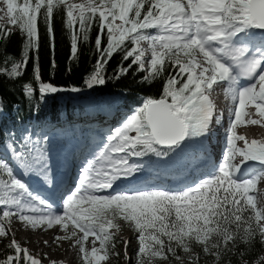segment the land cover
I'll list each match as a JSON object with an SVG mask.
<instances>
[{
    "label": "snow or ice",
    "instance_id": "snow-or-ice-1",
    "mask_svg": "<svg viewBox=\"0 0 264 264\" xmlns=\"http://www.w3.org/2000/svg\"><path fill=\"white\" fill-rule=\"evenodd\" d=\"M0 3L6 6L0 13L25 39L21 59L0 74L22 78L31 58L37 86L26 82L21 89L29 100L35 97L37 104L49 95L83 90L57 86L41 76L38 20L45 26L51 66L55 68L54 13L63 12L64 26L71 32L70 62H78L79 42H89L91 28L94 24L97 27L96 62L84 79L85 88L107 82L106 68L115 54L122 56L113 73L116 79L127 75L133 65L145 72V83L168 73L161 96L146 98L86 160L77 184L62 198L59 210L23 178L29 172L48 178L47 135L25 130L22 140L14 141L10 151L16 164L0 157V238L13 236L7 244L12 254L0 259V264H41L14 238L12 217L33 230L59 226L66 235L55 240L81 233L75 244L80 246L85 264H101L110 254L119 255L113 251V241L121 231L120 220L136 234L135 264H154L169 257L184 264L178 250L186 254L188 264H209L208 258L213 264H232L231 257L248 264L242 259L246 251L257 243L264 247V207L257 206L254 192L258 182L264 181V138L249 140L237 134V126L264 125V34L255 33H264V0ZM142 42H147V48ZM146 52H150L147 65ZM129 59L131 63L125 67ZM242 79L250 83L242 84ZM221 86L231 106L220 159L210 168L204 160L206 171L175 190L139 184L146 157L184 167L195 164L187 157V149L210 139L221 124L222 113L212 96ZM89 237L94 238L90 250L84 246ZM123 243L127 256L129 241ZM256 264H264V256Z\"/></svg>",
    "mask_w": 264,
    "mask_h": 264
},
{
    "label": "trees",
    "instance_id": "trees-1",
    "mask_svg": "<svg viewBox=\"0 0 264 264\" xmlns=\"http://www.w3.org/2000/svg\"><path fill=\"white\" fill-rule=\"evenodd\" d=\"M17 3H22V0H17ZM38 28L41 36L40 49L38 52L39 66L43 81L51 82L57 86L72 87L78 86L83 90L81 92L63 91L53 95L46 96L42 103L37 104L35 97L29 100L25 97L21 86L30 82L36 87V82L33 79V60L30 58L27 70L22 78L10 79L6 74H0V147H4L8 142L14 145V141H21L25 130L34 132L37 135L56 133L61 135L66 132H71L72 135H82L91 126H102L107 121H112L115 115L110 116L106 113L94 114L84 105L74 104V100L81 99L85 96L99 97L101 95H120L124 102L119 106V111L126 114L131 113L142 106L146 98H159L164 87V82L167 77V72L155 81L145 83L143 77L145 72L137 71V67L129 70L128 74L116 79L113 76L114 70L121 64V54H115L106 68V83L96 86L92 89L84 87V79L93 70L96 62L94 40L97 34L95 24L90 30V41L79 42V60L78 62H70V36L71 32L64 26L63 12L59 15L54 13V29L56 37L55 63L56 67L51 66L52 54L49 49L46 29L43 23L38 20ZM11 34L8 35L7 32ZM0 70L5 73L10 69L11 63L18 62L22 56V44L25 42L24 36L17 26L10 23H0ZM131 47V45H129ZM31 55V54H30ZM131 63L124 62V66ZM71 68V72L68 71ZM175 74V73H173ZM75 97H74V95ZM38 96V93H37ZM62 96L68 98L63 99ZM95 115L90 117L88 114ZM49 122L51 126L45 129ZM49 139V137H48ZM155 156L149 159H155ZM3 209L0 208V211ZM121 224V230L133 228L126 222L117 221ZM134 231V230H133ZM5 238H0V259L5 258L8 254H12V250L7 248ZM113 243L117 251L121 246L120 242L115 237ZM199 251V248L195 249ZM244 251V249H241ZM178 255L185 258L184 264L187 263L186 254L178 250ZM261 256H264V247L256 244L254 249L246 251L243 260L248 264H256ZM209 264H213L211 258ZM232 264H240L241 258L231 257ZM180 264L174 258L169 257L168 261L154 262V264Z\"/></svg>",
    "mask_w": 264,
    "mask_h": 264
},
{
    "label": "rangeland",
    "instance_id": "rangeland-1",
    "mask_svg": "<svg viewBox=\"0 0 264 264\" xmlns=\"http://www.w3.org/2000/svg\"><path fill=\"white\" fill-rule=\"evenodd\" d=\"M75 2H80V0H75ZM97 2H99V0H97ZM0 8H6V6L3 5L2 3H0ZM0 17H3L2 19H0V23H2V24L9 23L8 18L4 17L3 13H0ZM142 46L147 48V42H142ZM148 58H150V52H146V55H145L146 65H147ZM74 97H75V95H74ZM217 97H218V94H214V98H217ZM222 97H223V101H225V103L227 104L228 101L226 100L225 96H222ZM62 98L66 99L68 97L62 96ZM123 99L124 98L120 95H101L99 97L85 96L81 99L74 100L73 102H74V104L84 105L87 109L89 108L88 110H91L93 113L95 112L94 114H96V113L112 114V112L115 111L116 109H118L119 106L121 108V104L124 102ZM219 104L223 105V103H219ZM134 111H132L131 113L127 112L128 115L125 116V114H123V115H121V117L125 116V118H126V117L132 115ZM119 112L120 111L118 109V112L115 116H117L119 114ZM88 116L95 117V115H91V114H88ZM111 122L105 123V127H108ZM44 125H47V127L45 129H49V127L51 126V124H49V122L45 123ZM113 128L114 127L111 126V128L108 130L107 133H110ZM248 130H249L248 131L249 133L255 135V136L249 137V140L257 139L258 137L264 138V125H260V124L252 125ZM52 134H53V131H52ZM24 135H25V133H24ZM69 135H70L69 133L65 134L63 136V139L68 138ZM107 135L108 134H106V136ZM76 140H78V138L70 139L69 141L71 143H74ZM215 142L216 141L214 140L213 143H215ZM53 144H54V142H53ZM198 145H201V143H198ZM11 147H12V145H9L8 149H6V150L10 151ZM60 148L62 149L61 145H59L58 150L55 151L53 155H60L62 153V150ZM12 158L14 159L13 164L15 165L16 161H15L14 156H12ZM196 158H198V156L195 157V159ZM201 160H204V157ZM53 161H54L53 157L49 158V163H50V170L49 171H52L55 168V165H53ZM163 163L166 165L172 164V163H165V162H163ZM212 164L213 163L209 164V161H208V166L211 167ZM202 166H203V162H202ZM173 167H175V164H173L172 167H170V168H173ZM16 171L18 173L22 172V170L19 168H17ZM189 171H190V167H189V169L185 170V172H187V173ZM181 172L184 173L183 170ZM181 178L182 177L179 174L175 177V180L173 182L178 183L179 182L178 180L181 181ZM25 180L29 184V181L27 179H25ZM151 180L153 181V183H152L153 185H161V186L165 185V183L163 182V180L160 177H153L150 179V181ZM188 181H190V179ZM256 196L257 195H255V198H256ZM11 230L14 233V238L21 244V246L28 248L30 254H32L36 258L40 259L41 264H85V261L83 260V254L80 252V246L75 244V240L78 239L80 235H82L79 232H78L77 237H73L71 239H64V240H55L54 237H56V236H65L66 235V233L64 231H62L59 226H54L52 229H47V230H44L41 228H37V229L33 230V229H31L30 226L23 224L20 221H18V219L16 217H12ZM70 231H71V226L69 228L68 234H70ZM135 237H136V234L134 233V231L131 228L121 230L119 233H117L116 238L121 243L120 244L121 246L115 252L119 253V255L116 256V255L110 254L109 260L108 261H102L101 264H135L136 250L138 248V242H137V239ZM12 238H13V236H9L5 239L7 241H10ZM92 239H94V238L89 237V241L86 242L84 245L89 250L91 247ZM45 240L48 241L47 244L44 243ZM124 240L129 241V246L127 249V256L125 255V246L123 243ZM98 246H99V244L97 242V247ZM165 264H167V263H165ZM185 264H187V263H185Z\"/></svg>",
    "mask_w": 264,
    "mask_h": 264
},
{
    "label": "bare ground",
    "instance_id": "bare-ground-1",
    "mask_svg": "<svg viewBox=\"0 0 264 264\" xmlns=\"http://www.w3.org/2000/svg\"><path fill=\"white\" fill-rule=\"evenodd\" d=\"M222 96H225L224 94H222L221 96H218V98L223 102L225 103V101H223V97ZM226 104V103H225ZM260 134V133H259Z\"/></svg>",
    "mask_w": 264,
    "mask_h": 264
}]
</instances>
